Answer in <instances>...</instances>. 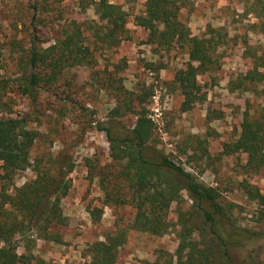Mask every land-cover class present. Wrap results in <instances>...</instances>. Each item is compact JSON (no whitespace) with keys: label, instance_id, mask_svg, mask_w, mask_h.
<instances>
[{"label":"rangeland","instance_id":"obj_1","mask_svg":"<svg viewBox=\"0 0 264 264\" xmlns=\"http://www.w3.org/2000/svg\"><path fill=\"white\" fill-rule=\"evenodd\" d=\"M92 1L0 0V77L10 80L2 96L10 108L0 111V118H25L27 127L38 132L30 148L31 160L72 164L70 187L60 202L66 224L50 227L55 239L38 238L35 233L16 235L17 253L26 257L20 264L86 263L90 245L116 231L124 232L125 241L114 264L153 262L160 254L162 260L172 257L176 264L178 213L192 210L186 192L168 209L167 231L153 235L134 229L135 208L106 202L99 184L106 176L128 194L119 175L120 164L110 157L104 132L96 129L98 122L108 120L112 108L128 98L153 119L156 148L215 187L220 202L233 204V230L252 236L246 247H258L256 264H264V222L259 219V206L243 189L248 182L264 194V169L247 172L246 153L228 154L223 149L238 138L245 110L255 117L264 115V81L243 79L254 62L264 70V0H178L179 18L190 33L213 36L218 42L219 68L198 76L204 98L187 111L181 109L183 97L174 82L176 71L188 61L186 48L149 42V33L159 26L143 28L134 23V16L144 12L146 0H108L127 13V32L112 47L99 37L105 22L95 13ZM73 24L80 28L93 62L64 69L52 83L40 81L32 96L22 94L14 78L23 72H46L25 67L28 48L33 43L42 48L54 44ZM121 111L113 119L115 125L132 128L135 114ZM2 174L0 169V186L4 184L8 193L35 177L32 167L12 177ZM239 255L252 261L245 250Z\"/></svg>","mask_w":264,"mask_h":264},{"label":"trees","instance_id":"obj_2","mask_svg":"<svg viewBox=\"0 0 264 264\" xmlns=\"http://www.w3.org/2000/svg\"><path fill=\"white\" fill-rule=\"evenodd\" d=\"M92 4L99 19L105 22L99 36L101 41L106 47L118 45L127 32V13L108 0H93ZM180 8L178 0H146L144 12L134 16V23L143 28L159 26L149 33V42L162 47L177 43L186 48L188 61L184 68L176 71L174 82L183 97L181 109L187 111L204 98L198 76L219 68L215 54L218 42L213 36L192 35L179 18ZM93 60L89 47L83 44L80 28L73 24L70 30H63L62 38L54 44L42 48L33 43L28 48L25 67L41 68L46 71L43 75L34 71L29 75L23 72L14 80L18 81L22 94L32 96L40 81L52 83L64 69L89 65ZM259 65L254 62V67L244 74L243 79L264 81V70L260 71ZM9 81L0 77V111L10 108L2 99ZM126 100L122 106L112 108L108 120L96 125V129L104 132L109 155L120 164L119 175L128 187V194H123L119 184H110L107 177L102 176L99 184L105 192V201L131 204L135 208L132 227L161 235L169 227L167 214L171 203L181 199L184 191L192 201V210L188 214L178 213L176 264H256L259 248L246 247L252 236H245L244 230H233V204L220 202L215 187L204 184L157 149L153 119L145 108L133 107L131 98ZM137 101L138 104L141 102L140 99ZM122 109L135 114L132 128L115 125L113 119L122 115ZM38 135L37 131L27 127L25 118H0L2 175L12 177L17 171L29 167L35 171V177L14 188L13 193H8L4 184L0 186V264H20L26 259L17 253L16 235L35 233L38 238L55 239L57 235L50 227L66 224L60 202L70 187L68 174L72 171V164L57 163V160L44 162L42 158L31 160L30 148ZM223 149L228 154L238 150L246 153L247 172L264 169V115L255 117L245 110L238 138L225 143ZM243 189L259 206V219L264 222V194L248 182H244ZM124 241L123 231L107 233L104 240L90 245V260L83 264H114L118 248ZM243 250L246 257H252L251 262L239 258ZM142 264H173V260L172 257L162 260L160 254L155 261H143Z\"/></svg>","mask_w":264,"mask_h":264}]
</instances>
